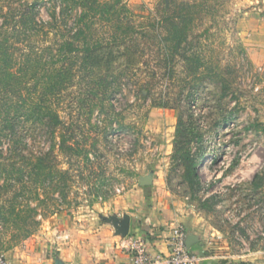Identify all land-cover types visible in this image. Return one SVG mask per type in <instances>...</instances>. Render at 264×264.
<instances>
[{"label":"rangeland","instance_id":"374dc122","mask_svg":"<svg viewBox=\"0 0 264 264\" xmlns=\"http://www.w3.org/2000/svg\"><path fill=\"white\" fill-rule=\"evenodd\" d=\"M70 1L0 2L13 23L34 3L41 21L56 12L59 28L35 36L42 49L69 40L81 12L93 34L74 41L76 72L54 101L61 124L53 141L70 137L73 152L54 146L53 178L40 183L43 171L32 165L1 164L0 146V255L21 263L46 237L90 234L134 190L160 185L192 206L219 256L264 264V0ZM85 43L101 46L84 69ZM19 127L25 153L48 149L39 127ZM185 151L203 157L198 183L186 174Z\"/></svg>","mask_w":264,"mask_h":264},{"label":"trees","instance_id":"16d2710c","mask_svg":"<svg viewBox=\"0 0 264 264\" xmlns=\"http://www.w3.org/2000/svg\"><path fill=\"white\" fill-rule=\"evenodd\" d=\"M36 5V3L29 5L28 11L22 9L17 23H13L14 15H9L10 9L3 12V5H0L2 15L0 18V146L4 145L7 151L0 162L12 168L32 165L34 170H42L41 175L39 173L37 176L41 183L58 171L52 158L54 146L69 154L73 152V146L69 144L70 137L63 136L58 143L53 141L55 130L61 124V119L54 109V101L61 97V93L76 72L74 65L77 62V54L74 51L77 49L74 47V41L82 38L84 42L92 38L93 34L90 26L82 21L83 17L85 19V13L81 12L78 14L79 18L74 27L69 26L66 29L69 34L71 33L69 40L62 41L56 49H52L51 46L44 49L38 47L34 40L35 36L39 33L47 34L50 31L49 28L58 26V21L56 12L51 15L52 23L38 19ZM116 41L112 40L111 43ZM97 45L92 47L85 43L83 53L81 52L84 69L89 68L93 50L101 46ZM108 76L107 74L99 75L96 78L97 82L104 84ZM100 90L103 91L102 99H105L106 89ZM27 121L48 135L50 145L46 151L36 155L25 153L24 150L27 147L24 140L25 132L18 131L20 123L24 125ZM185 152L186 174L198 183L197 165L203 157L201 155L197 159L195 155ZM1 154H4L3 151ZM258 177L259 174L256 173L253 181Z\"/></svg>","mask_w":264,"mask_h":264},{"label":"crops","instance_id":"0c3cea01","mask_svg":"<svg viewBox=\"0 0 264 264\" xmlns=\"http://www.w3.org/2000/svg\"><path fill=\"white\" fill-rule=\"evenodd\" d=\"M254 18L253 13L248 15V20ZM250 39L256 44V31L250 33ZM262 51L264 53V48ZM127 198L130 202L124 205V209L110 215L92 233H87L89 229L86 228L70 229L54 237H46L49 243L42 244L26 261L14 264H124L130 258L126 246L131 236L143 239L144 249L152 258L164 257L170 250L172 229L178 226L186 233L187 246L197 257L196 264H240L219 256L211 240L213 235L206 236L203 233V220L193 211L192 206L171 195L160 185H143ZM112 216L128 218V231L125 235L117 232L111 221ZM76 231L83 232L84 236L90 238L89 241H74ZM67 238L72 241L68 242ZM153 264L165 263L158 261Z\"/></svg>","mask_w":264,"mask_h":264},{"label":"built area","instance_id":"2783aa9c","mask_svg":"<svg viewBox=\"0 0 264 264\" xmlns=\"http://www.w3.org/2000/svg\"><path fill=\"white\" fill-rule=\"evenodd\" d=\"M126 247L130 258L124 264H153L158 261L165 264H196L197 261V257L187 246L185 231L179 226L172 229L170 250L167 256L152 258L144 249L143 239L136 236H131ZM0 264L12 263L0 255Z\"/></svg>","mask_w":264,"mask_h":264},{"label":"water","instance_id":"95a60500","mask_svg":"<svg viewBox=\"0 0 264 264\" xmlns=\"http://www.w3.org/2000/svg\"><path fill=\"white\" fill-rule=\"evenodd\" d=\"M148 183H149V181H148ZM111 221L116 226L118 233H121V234H124V235L127 233V231H128V223H129V220H128L127 217L117 218L115 216H112L111 217ZM59 264H61V263H59Z\"/></svg>","mask_w":264,"mask_h":264}]
</instances>
